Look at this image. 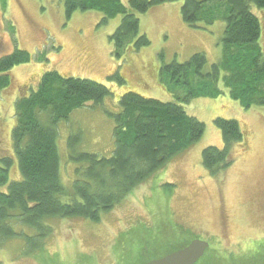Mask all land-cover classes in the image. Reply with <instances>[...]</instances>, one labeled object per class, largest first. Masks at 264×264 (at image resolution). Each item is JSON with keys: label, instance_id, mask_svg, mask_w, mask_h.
Masks as SVG:
<instances>
[{"label": "rangeland", "instance_id": "374dc122", "mask_svg": "<svg viewBox=\"0 0 264 264\" xmlns=\"http://www.w3.org/2000/svg\"><path fill=\"white\" fill-rule=\"evenodd\" d=\"M129 1L121 0L127 7ZM182 5L178 1L146 14L135 12L140 35L151 44L134 52L129 48L134 37L124 49L111 40L123 16L102 24L104 16L97 11L76 12L67 18L64 0H0V59L17 50L32 56L29 64L10 71L14 86L0 93V157L10 155L16 162L3 191L23 179L12 138L17 124L15 103L21 96H30L43 73L56 71L68 78L88 79L112 93L103 104L90 103L75 110L57 126L61 177L67 188L76 181L72 153L105 157L113 153L116 124L111 115L121 111L119 97L131 91L149 99L175 101L160 84L162 65L185 63L192 55L204 53L209 71L221 60L226 23L216 21L201 30L189 27L182 18ZM252 10L264 18V12ZM260 42L264 45L263 39ZM219 87L223 96L196 99L185 106L190 117L206 126L205 135L111 213L102 214L99 223L80 217L46 220L54 234L45 241L43 252L25 256L26 239L16 238L0 248V263L45 264V257L54 264H118L120 240H133L134 248L145 245L148 232L156 235L163 228L173 232L179 227L190 232V239L210 243L202 260L212 254L216 260L211 264L243 262L244 257L261 252L257 244L264 243V106L245 109L228 96L222 83ZM47 115L43 113L41 121L46 122ZM217 118L240 120L246 141L230 148L227 168L210 173L202 164V152L208 147L224 148Z\"/></svg>", "mask_w": 264, "mask_h": 264}, {"label": "trees", "instance_id": "16d2710c", "mask_svg": "<svg viewBox=\"0 0 264 264\" xmlns=\"http://www.w3.org/2000/svg\"><path fill=\"white\" fill-rule=\"evenodd\" d=\"M178 1L183 3L182 18L189 27L201 30L216 21L226 23L221 60L209 71L204 53L192 55L185 63L162 65L160 84L175 101L149 99L131 91L119 97L121 111L111 115L116 124L113 153L109 157L72 153L70 159L77 168L71 187L66 188L61 177L63 160L58 149L57 126L69 120L75 110L90 103L103 104L112 95L110 89L88 79L68 78L49 71L35 82L30 96L18 98L12 138L23 179L12 182L3 191L9 185L16 162L10 155L0 157V248L10 240L23 238L25 256L40 254L47 238L54 234L46 223L49 219L80 217L99 223L102 214L111 213L136 188L205 135L206 126L190 117L185 106L196 99L223 96L220 83L243 108L264 106V45L260 42L262 39L264 42V18L260 19L252 10L256 7L264 12V0H130L128 7L121 0H64V7L69 19L81 11L99 12L104 16L102 24L123 16L111 40L117 48L124 49L126 41L134 37L129 48L137 52L151 42L140 35V21L134 13L146 14L157 6ZM31 60L30 53L22 50L0 59V93L14 86L10 71ZM43 113L48 114L46 122L41 121ZM216 125L222 131L224 148L208 147L202 152V164L210 173L227 168L230 148L246 141L240 120L217 118ZM161 231L158 234L162 236L148 232L145 245L134 248V241L124 236L118 242V264H146L189 246L193 240L182 227L173 232L167 228ZM257 246L261 252L244 257L246 264H264V243ZM215 253L220 255L218 251ZM42 258L45 264H54L51 258ZM213 259L216 257L211 254L198 264H211Z\"/></svg>", "mask_w": 264, "mask_h": 264}, {"label": "water", "instance_id": "95a60500", "mask_svg": "<svg viewBox=\"0 0 264 264\" xmlns=\"http://www.w3.org/2000/svg\"><path fill=\"white\" fill-rule=\"evenodd\" d=\"M209 248L210 244L208 242L193 240L189 246L166 257L150 261L148 264H197Z\"/></svg>", "mask_w": 264, "mask_h": 264}, {"label": "flooded vegetation", "instance_id": "af4514ba", "mask_svg": "<svg viewBox=\"0 0 264 264\" xmlns=\"http://www.w3.org/2000/svg\"><path fill=\"white\" fill-rule=\"evenodd\" d=\"M153 260H155V259H153ZM153 260H152V261H153Z\"/></svg>", "mask_w": 264, "mask_h": 264}, {"label": "bare ground", "instance_id": "6f19581e", "mask_svg": "<svg viewBox=\"0 0 264 264\" xmlns=\"http://www.w3.org/2000/svg\"><path fill=\"white\" fill-rule=\"evenodd\" d=\"M206 242V241H205Z\"/></svg>", "mask_w": 264, "mask_h": 264}]
</instances>
